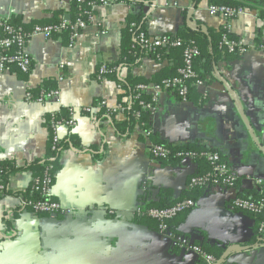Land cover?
I'll use <instances>...</instances> for the list:
<instances>
[{"label": "crops", "instance_id": "obj_1", "mask_svg": "<svg viewBox=\"0 0 264 264\" xmlns=\"http://www.w3.org/2000/svg\"><path fill=\"white\" fill-rule=\"evenodd\" d=\"M209 5V0H151L143 5L144 30L174 34L185 24L195 29L197 22L217 29L224 20L210 15ZM67 7L68 0H0V19L19 15L29 22ZM93 11L71 45L32 36L24 46L31 57L29 71H0V161L24 166L44 157L49 139L45 115L62 107H76V123H57V134L66 141L75 134L80 145L69 144L60 152L51 187L53 199L73 209L72 217L23 208L21 191L32 175L20 170L8 176L9 191L0 196V264H203L194 252L173 247L167 234L133 216L141 196L155 198L159 188L178 198L196 173V163L184 157L176 166L162 165L148 155L151 141L143 134L139 139V131L119 136L108 119L81 114L79 108L94 98L116 107L117 83L99 78L97 70L117 60L130 7L112 3ZM258 18L255 8H246L232 20L231 33L247 49L227 64L219 62L208 82L196 86L202 102L179 99L153 84L146 88L156 98L153 135L175 145L196 142L217 151L237 178L235 187L210 189L171 222L200 247L227 246L226 264H264V242L256 235L253 217L230 208L238 194L264 192V50L255 47V39L264 45V26ZM170 65L166 58L158 61L144 54L131 72L149 78ZM126 73L124 66L116 70L120 79ZM46 79L54 82L58 99L44 104L26 99V91ZM98 153L101 160L95 158ZM145 180L149 184L142 194Z\"/></svg>", "mask_w": 264, "mask_h": 264}, {"label": "trees", "instance_id": "obj_2", "mask_svg": "<svg viewBox=\"0 0 264 264\" xmlns=\"http://www.w3.org/2000/svg\"><path fill=\"white\" fill-rule=\"evenodd\" d=\"M151 0H114L113 3H124L130 7V12L127 17V25L123 30L121 44L119 47V55L116 61L108 63L107 66L112 71L106 73L104 76L115 80L120 89L117 94V109L109 107L107 105H102V100L100 98H94L88 111H81L82 115L93 116L98 121L109 120L113 125L115 132L119 136L128 135L132 130L136 129L139 131V139L143 140L142 134L149 132L146 137L150 139L153 144H160L168 150L165 159H159V163L162 165H172L176 166L180 164L181 160L190 156V158L196 163L197 171L191 177H202L209 176L211 179H220V176L215 175L213 171V165L205 157V153L217 152L213 149H207L196 142L175 145L158 139L152 133L151 128V115L152 110L145 105L151 102V94L142 91L138 86L143 84L145 86L153 84L155 86H162L164 80H170L173 77L179 75V70L184 67V50L187 47H195L197 53L191 57V68L193 70V76L184 79V85L186 86V97L185 100H191L195 102H202L201 94L197 92L196 81H201V83L208 82L211 78L212 70L219 62L225 64L238 58L241 55L240 48L247 49V45L242 44L241 46L235 45L232 50L223 45L222 37L226 36L229 40L237 43L239 39L228 31L224 25L219 28L208 27L202 23L197 22V27L195 29L190 28L188 25H183L180 27L176 33H164L171 37H175L180 40L179 46H167L159 45L153 50L143 48L135 39L136 34L140 30H144L143 23V5L150 3ZM210 4L223 5L229 7H245V8H255L260 17H264V0H209ZM99 4V0H68V7L66 9L52 11V16L45 19L30 20L29 22H24L19 15H14L5 21L10 24L14 29L21 28L22 32H30L34 26H51L56 27L60 25L61 20L64 15H69L67 27L61 28L60 30L52 31L51 38L58 39L63 45H69V38L73 31L72 24L76 19L80 18L85 21L86 24L90 23L88 19L89 15H93V9H91L89 4ZM87 12V13H86ZM134 22V26H130L129 23ZM145 31V30H144ZM7 34L0 27V37L6 36ZM30 39V38H29ZM28 40V39H27ZM261 42L255 39V47H259ZM17 48L11 46L9 49L3 51L4 55H9L15 53ZM147 54L152 58L161 61L166 58L171 65L169 67H163L159 72L153 74L149 78L139 77L132 74L131 69L139 63L140 57ZM119 66H124L127 68L126 76L122 79L116 76V70ZM7 69H14L18 72V68L13 63H8L6 65ZM20 73V72H19ZM56 89L54 82L51 79H46L43 81L41 86L29 90L33 95V98L37 97L41 90L48 91ZM181 99L180 97H178ZM198 98V99H195ZM93 108V111H91ZM68 108L62 107L59 111L55 113H48L45 115V123L49 129V139L47 150L42 158H37L24 166H16L12 160H1L0 161V185L3 186V190L0 193L8 192L7 182L8 176L20 171L27 170L32 175V182L29 186L21 191V196L25 200H30L34 203L45 200L53 199L50 194L48 196L44 195L40 190H35L36 182H41L45 177L50 178L49 186L52 187L54 178L57 171L60 168L59 164V154L62 150L66 148L67 145L71 144L73 146H80L79 139H77L75 134H70L68 140L62 139L56 145L55 150H51V122L53 123H66L69 119ZM122 114L123 119L117 120L116 116ZM218 153V152H217ZM219 155V161H224L222 156ZM96 159L101 160L102 154L98 153L95 156ZM190 178L186 185L189 184ZM237 185V178L234 181L233 186ZM210 184H196L193 183L189 188L181 191L178 198H173L171 192L166 188H159L156 197L150 198L148 195L141 196V201L144 203V210L149 208H165L173 205L174 203L190 199L196 201L201 195L206 194L209 191ZM238 197L253 201L255 203L264 204V192L250 191L248 193H241L237 195ZM28 209V208H26ZM189 209L179 212V214L186 212ZM245 212V211H244ZM252 216L255 221V229H257V224L264 220V213H248ZM41 215L40 213H38ZM174 217V218H175ZM138 221L151 223L153 227L159 230V222L148 215L143 213L142 215L136 217ZM167 220V230L177 234L180 233L171 222L174 219ZM1 240V239H0ZM227 246L214 244L212 246L202 243L201 249L212 255L216 260L215 264H226L225 260L227 258L224 255V251ZM178 249V248H177Z\"/></svg>", "mask_w": 264, "mask_h": 264}, {"label": "built area", "instance_id": "obj_3", "mask_svg": "<svg viewBox=\"0 0 264 264\" xmlns=\"http://www.w3.org/2000/svg\"><path fill=\"white\" fill-rule=\"evenodd\" d=\"M114 0H99V4H89L91 9H94L97 5L108 6L113 3ZM246 8L244 7H229L223 5H214L210 4L208 6V12L210 15H217L223 18L225 28L230 31L232 28L231 22L234 18L244 14ZM87 13V12H86ZM91 20L92 15L88 16ZM260 23L264 26V17L258 18ZM69 24L68 20L63 18L60 22L59 26L51 27V26H40L36 25L33 29L28 33H23L22 29L19 27L14 29L10 24H8L4 19H0V27H2L3 31L7 34L6 36L0 37V71L6 70V65L8 63H13L16 65L19 71L26 73L29 71L31 66V57L24 51V46L32 36H41L43 38H51L52 31L60 30L61 28L67 27ZM86 23L83 19H76L72 24L73 31L69 38V45L73 43L75 38L79 35V33L86 27ZM130 26H134L135 23H129ZM135 39L137 42L146 49L153 50L156 46L159 45H167V46H179L180 40L176 39L174 36L171 37L166 34L161 35H149L144 30H140ZM237 43L229 40L226 36L222 37V43L230 50H232L233 46L238 45L241 46V41H236ZM11 46H15L17 51L15 53L4 55L3 51L9 49ZM261 50H264V45L261 44L259 46ZM240 51L243 53L245 49L240 48ZM197 53V49L195 47H187L184 50V67L179 70V75L173 77L170 80H164L162 86H155V88L159 90H167L172 91L178 97L185 100L186 97V86L184 85V79L193 76V70L191 68V57L192 55ZM63 65H60L62 68ZM112 70L109 69L107 64L99 65L97 70L98 77L104 76L106 73H110ZM201 81H196V85H200ZM148 86V85H147ZM147 86L141 84L138 87L146 92ZM151 102L146 104L145 106L150 108L152 111L155 108L156 98L154 95H151ZM26 99L35 102L44 104L46 101L58 99V90L52 89L48 91L41 90L37 97L33 98V95L30 91H26L25 93ZM102 105H105V102H101ZM118 105L114 109H117ZM81 111H88L90 108L81 107L79 108ZM76 107L68 108L69 119L66 121L67 126H73L76 121L74 118L76 111ZM93 111V108L92 110ZM51 150L56 149V145L59 143L60 138L57 134V123L51 122ZM136 130V129H135ZM138 131V130H137ZM145 136L149 135V132L144 133ZM148 155L154 160L157 161L159 159H165L168 153V150L160 144L150 143L147 147ZM207 160L213 165V171L215 175L220 176V179H211L208 175L202 177H191L187 188L191 186V184H210L209 190L214 188H229L234 187V181L236 177L229 171L227 163L219 161V155L217 152L213 153H205L204 154ZM188 157V156H186ZM190 157V156H189ZM260 183V180L256 181ZM50 178L45 177L41 180V182H36L35 190H40L44 195L48 196L51 194V187L49 186ZM149 181H143L141 186V193L143 194L146 189ZM3 190V186L0 185V193ZM194 201L190 199H185L174 203L173 205L165 208H149L144 210V203L139 200V204L135 207L133 211V216L138 217L143 213H146L149 217L157 220L159 222V231L167 234L171 239V244L173 247H177L179 249L188 250L194 252L198 259L203 261V264H215L216 260L214 257L206 252H204L198 244H195L192 240L187 238L185 235L181 233L174 234L167 230V220L174 218L179 212L190 209L194 206ZM21 206L23 208H28L33 213H40L46 215H62L65 217H72L75 215L73 209L63 208L60 203L54 199H45L39 202H32L30 200H21ZM230 208L245 211L248 213L258 214L264 213V204L263 203H255L253 201L241 198L234 197L230 201ZM256 235L261 242H264V220H261L257 224ZM240 247H235L236 250H239Z\"/></svg>", "mask_w": 264, "mask_h": 264}, {"label": "water", "instance_id": "obj_4", "mask_svg": "<svg viewBox=\"0 0 264 264\" xmlns=\"http://www.w3.org/2000/svg\"><path fill=\"white\" fill-rule=\"evenodd\" d=\"M64 18L66 19V20H68V18H69V15H64Z\"/></svg>", "mask_w": 264, "mask_h": 264}]
</instances>
